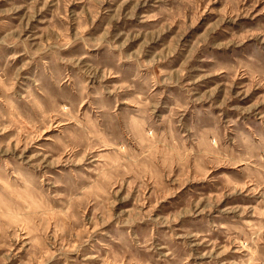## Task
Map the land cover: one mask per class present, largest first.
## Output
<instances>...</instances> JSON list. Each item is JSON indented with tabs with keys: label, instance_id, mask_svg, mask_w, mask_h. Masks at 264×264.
Segmentation results:
<instances>
[{
	"label": "rangeland",
	"instance_id": "1",
	"mask_svg": "<svg viewBox=\"0 0 264 264\" xmlns=\"http://www.w3.org/2000/svg\"><path fill=\"white\" fill-rule=\"evenodd\" d=\"M0 264H264V0H0Z\"/></svg>",
	"mask_w": 264,
	"mask_h": 264
}]
</instances>
